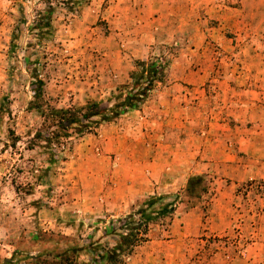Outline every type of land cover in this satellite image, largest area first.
I'll list each match as a JSON object with an SVG mask.
<instances>
[{
	"label": "crops",
	"instance_id": "crops-1",
	"mask_svg": "<svg viewBox=\"0 0 264 264\" xmlns=\"http://www.w3.org/2000/svg\"><path fill=\"white\" fill-rule=\"evenodd\" d=\"M81 14L114 62L116 85L128 84L136 62L166 59L140 107L100 127L91 156L112 176L88 212L113 217L202 177L219 185L213 213L229 228L223 198L264 180V0H92ZM216 219L175 208L149 225L129 264H213L192 247L218 229Z\"/></svg>",
	"mask_w": 264,
	"mask_h": 264
},
{
	"label": "rangeland",
	"instance_id": "rangeland-1",
	"mask_svg": "<svg viewBox=\"0 0 264 264\" xmlns=\"http://www.w3.org/2000/svg\"><path fill=\"white\" fill-rule=\"evenodd\" d=\"M91 1L0 0V264H57L52 257L62 253L76 264H93L95 245L113 246L117 240L105 234L108 224L128 215L138 218V211L153 199L156 204L148 212L169 205L172 212L198 206L202 222L217 217L219 226V214L213 213L219 185L213 187L202 177H191L169 195L145 196L113 217L88 212L91 197L103 196L112 176L107 164L95 163L91 149L98 153L100 127L114 120L98 122L99 117L91 119L98 124L81 133L63 131L52 122V110L80 117L96 103L110 113L133 90L142 64H148L136 62L128 84L114 83V62L107 61L103 42L81 14ZM49 10L51 28L39 35L31 23ZM163 59L161 73L166 59H156ZM36 76L42 87L34 99ZM221 203L228 209L230 227L201 237L206 242L194 243L193 255L204 251L213 264H264V180L239 184ZM170 214L147 225L142 239L120 257L121 264L130 263L149 225L168 222Z\"/></svg>",
	"mask_w": 264,
	"mask_h": 264
},
{
	"label": "trees",
	"instance_id": "trees-1",
	"mask_svg": "<svg viewBox=\"0 0 264 264\" xmlns=\"http://www.w3.org/2000/svg\"><path fill=\"white\" fill-rule=\"evenodd\" d=\"M51 10L46 12L44 15H38L34 21L31 23V30H37L39 35L47 33V29L51 28L50 25V14ZM157 61V62H155ZM148 64H142V71L137 74L133 90L127 92L123 100L118 103L115 107L116 110L107 111L98 108L96 103H92L87 106L86 113L82 114L80 117L77 116L75 112L67 110H52V122L60 128V130H74L76 133H81L89 127V124H98V122H110V120L116 119L118 116L132 110H136L140 107L143 101L146 99L148 92L152 89L154 81L161 80L162 66L160 62H165V60H155ZM159 61V62H158ZM140 65V63H139ZM140 81H144L145 84L140 85ZM36 89L34 99H37L40 94L42 87V81L37 78L35 82ZM96 109V110H93ZM110 114V115H109ZM98 122L91 121V119L99 118ZM52 138H58V135L52 133ZM46 145H51V139H45ZM196 181L201 179L200 177H195ZM190 181H193L191 179ZM156 204V199L148 202L145 209H140L138 211V218L134 219L132 215H128L125 218H120L116 222H110L108 226L104 229L105 234L114 235L117 240L114 242L113 246H100L95 245L92 249L94 254L92 258V263H107V264H121L120 257L126 252L133 249L134 246L139 242L140 237L144 235L143 231L146 230L147 225L156 219L164 217L172 212L171 206H164L160 210L147 211V209L152 208ZM99 250V251H98ZM66 253L56 255L52 259L57 261V264H76L73 261L68 260L65 257Z\"/></svg>",
	"mask_w": 264,
	"mask_h": 264
},
{
	"label": "built area",
	"instance_id": "built-area-1",
	"mask_svg": "<svg viewBox=\"0 0 264 264\" xmlns=\"http://www.w3.org/2000/svg\"><path fill=\"white\" fill-rule=\"evenodd\" d=\"M160 65H163V62H160Z\"/></svg>",
	"mask_w": 264,
	"mask_h": 264
}]
</instances>
